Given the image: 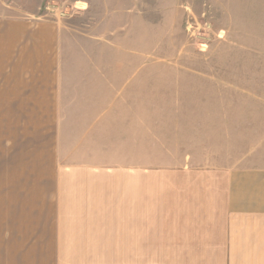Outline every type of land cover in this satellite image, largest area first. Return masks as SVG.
<instances>
[{
  "label": "crops",
  "instance_id": "1",
  "mask_svg": "<svg viewBox=\"0 0 264 264\" xmlns=\"http://www.w3.org/2000/svg\"><path fill=\"white\" fill-rule=\"evenodd\" d=\"M108 1L0 0V113L16 128L0 264H264V121L238 124L229 165L195 163L198 142L154 164L135 17Z\"/></svg>",
  "mask_w": 264,
  "mask_h": 264
},
{
  "label": "rangeland",
  "instance_id": "2",
  "mask_svg": "<svg viewBox=\"0 0 264 264\" xmlns=\"http://www.w3.org/2000/svg\"><path fill=\"white\" fill-rule=\"evenodd\" d=\"M52 1L5 0L17 8ZM107 6L129 7L135 17L142 153L152 152L154 164L177 165L181 152L196 153L198 142L205 152L196 154L195 163L229 165L223 155L242 141L238 124L264 121V0H109ZM61 7L67 12V4ZM13 120V114L0 113V201L11 181L3 171L13 160ZM196 130L203 131L199 138ZM211 140L220 145L215 156L208 151ZM141 264L174 263L141 258Z\"/></svg>",
  "mask_w": 264,
  "mask_h": 264
}]
</instances>
